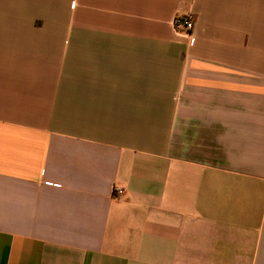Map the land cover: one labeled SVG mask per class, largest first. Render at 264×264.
<instances>
[{
    "label": "crops",
    "instance_id": "1",
    "mask_svg": "<svg viewBox=\"0 0 264 264\" xmlns=\"http://www.w3.org/2000/svg\"><path fill=\"white\" fill-rule=\"evenodd\" d=\"M0 264H264V0H0Z\"/></svg>",
    "mask_w": 264,
    "mask_h": 264
},
{
    "label": "built area",
    "instance_id": "2",
    "mask_svg": "<svg viewBox=\"0 0 264 264\" xmlns=\"http://www.w3.org/2000/svg\"><path fill=\"white\" fill-rule=\"evenodd\" d=\"M172 30L175 34L185 37L188 42L192 40V30H193V18L190 14H180L174 16L171 21ZM114 196H120L122 194V189L119 187H114Z\"/></svg>",
    "mask_w": 264,
    "mask_h": 264
}]
</instances>
